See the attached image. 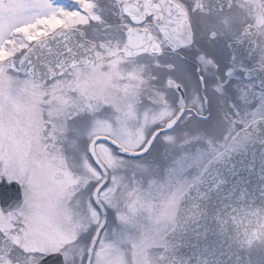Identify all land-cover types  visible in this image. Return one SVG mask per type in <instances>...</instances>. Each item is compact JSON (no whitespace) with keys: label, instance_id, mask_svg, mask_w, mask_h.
<instances>
[{"label":"snow or ice","instance_id":"snow-or-ice-1","mask_svg":"<svg viewBox=\"0 0 264 264\" xmlns=\"http://www.w3.org/2000/svg\"><path fill=\"white\" fill-rule=\"evenodd\" d=\"M0 185V264H264V0H0Z\"/></svg>","mask_w":264,"mask_h":264},{"label":"water","instance_id":"water-1","mask_svg":"<svg viewBox=\"0 0 264 264\" xmlns=\"http://www.w3.org/2000/svg\"><path fill=\"white\" fill-rule=\"evenodd\" d=\"M0 187H3V185H0ZM16 188H18V186H16V185L11 186L12 190H15Z\"/></svg>","mask_w":264,"mask_h":264}]
</instances>
